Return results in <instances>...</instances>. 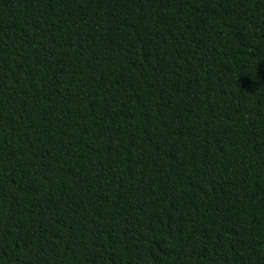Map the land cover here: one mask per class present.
Instances as JSON below:
<instances>
[{"label":"trees","instance_id":"16d2710c","mask_svg":"<svg viewBox=\"0 0 264 264\" xmlns=\"http://www.w3.org/2000/svg\"><path fill=\"white\" fill-rule=\"evenodd\" d=\"M0 264H264V0H0Z\"/></svg>","mask_w":264,"mask_h":264}]
</instances>
